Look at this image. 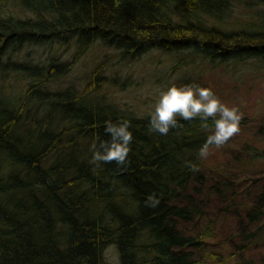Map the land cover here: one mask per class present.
Segmentation results:
<instances>
[{
	"label": "trees",
	"instance_id": "1",
	"mask_svg": "<svg viewBox=\"0 0 264 264\" xmlns=\"http://www.w3.org/2000/svg\"><path fill=\"white\" fill-rule=\"evenodd\" d=\"M96 42L125 58L157 49L211 66L264 63V0H0V264H108L110 246L116 264H244L264 243V147L245 143L207 171L211 118L206 128L178 117L161 135L150 114L98 95L97 74L83 91L54 87ZM55 44L74 52L13 58ZM9 76L23 83L7 87ZM107 119L131 121L124 165L91 159ZM224 228L219 256L207 254Z\"/></svg>",
	"mask_w": 264,
	"mask_h": 264
},
{
	"label": "rangeland",
	"instance_id": "2",
	"mask_svg": "<svg viewBox=\"0 0 264 264\" xmlns=\"http://www.w3.org/2000/svg\"><path fill=\"white\" fill-rule=\"evenodd\" d=\"M74 46L49 45L24 46L13 55L14 60L43 62L50 53H57L62 60L69 59ZM97 74V94L104 97L120 109L135 112L138 115L150 114L162 89L175 83H196L211 87L219 98L231 105H238L242 112L240 122L244 124L240 131L221 147L209 150L205 157L207 171L223 167L231 156L245 143H256L264 147V63L247 59L244 63L235 61L223 65L211 66L199 58L182 60L181 54H167L152 49L137 58H125L117 50L99 42L92 44L72 65L71 69L61 76L53 86L64 88L77 87L83 91L90 79ZM23 83L20 78L9 76L5 85L17 87ZM211 218H214L212 212ZM214 220V219H213ZM232 233L223 229L221 238L210 240L207 254L219 256L218 246ZM226 233V234H225ZM108 264H116L117 251L110 246L105 251ZM208 264H215L208 259ZM244 264H264V243L256 245L247 252L240 262ZM223 264H234L228 261Z\"/></svg>",
	"mask_w": 264,
	"mask_h": 264
},
{
	"label": "clouds",
	"instance_id": "3",
	"mask_svg": "<svg viewBox=\"0 0 264 264\" xmlns=\"http://www.w3.org/2000/svg\"><path fill=\"white\" fill-rule=\"evenodd\" d=\"M242 112L238 105L223 102L211 87H204L196 83L177 85L172 83L162 89L154 104L149 117V131L166 135L178 124V117L184 120L199 118L204 127H208L209 118L212 119V131L199 148V155L206 157L210 146H222L240 131ZM131 121L124 119L104 121V131L109 138L92 145V161H115L124 165L129 160L132 150L133 132ZM190 166L195 167L189 162ZM152 206L159 203V197L154 193L147 197Z\"/></svg>",
	"mask_w": 264,
	"mask_h": 264
}]
</instances>
